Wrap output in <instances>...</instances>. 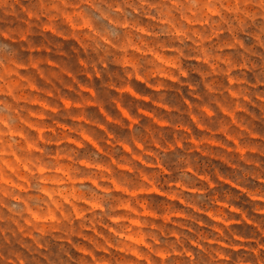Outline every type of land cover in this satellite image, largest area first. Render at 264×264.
Returning a JSON list of instances; mask_svg holds the SVG:
<instances>
[{
  "label": "clouds",
  "instance_id": "clouds-1",
  "mask_svg": "<svg viewBox=\"0 0 264 264\" xmlns=\"http://www.w3.org/2000/svg\"><path fill=\"white\" fill-rule=\"evenodd\" d=\"M0 264H264V0H0Z\"/></svg>",
  "mask_w": 264,
  "mask_h": 264
},
{
  "label": "rangeland",
  "instance_id": "rangeland-1",
  "mask_svg": "<svg viewBox=\"0 0 264 264\" xmlns=\"http://www.w3.org/2000/svg\"><path fill=\"white\" fill-rule=\"evenodd\" d=\"M49 62H51V61H49ZM69 75H71V73H69ZM145 114L147 115L148 113H147V112H145Z\"/></svg>",
  "mask_w": 264,
  "mask_h": 264
}]
</instances>
